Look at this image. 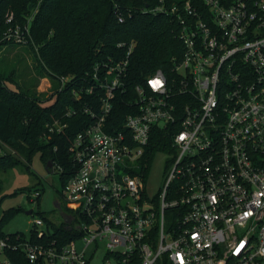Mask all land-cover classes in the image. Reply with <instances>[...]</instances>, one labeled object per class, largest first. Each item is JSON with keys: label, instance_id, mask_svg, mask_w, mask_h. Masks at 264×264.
Wrapping results in <instances>:
<instances>
[{"label": "built area", "instance_id": "obj_1", "mask_svg": "<svg viewBox=\"0 0 264 264\" xmlns=\"http://www.w3.org/2000/svg\"><path fill=\"white\" fill-rule=\"evenodd\" d=\"M203 2L144 8L176 15L184 51L172 71L158 68L135 86L138 109L122 126L109 118L136 40L123 58L109 56L80 77L57 76L58 90L70 87L77 101L65 117H91L69 145L77 169L62 196L71 237H48L44 217L36 216L39 240L0 233V264H14L10 251L24 252L31 264H94L100 249L95 264H264V0ZM31 20L16 22L10 13L2 40L38 51ZM67 125L55 118L48 128ZM157 129L170 135L173 157L151 197L145 155ZM41 194L38 188L29 199Z\"/></svg>", "mask_w": 264, "mask_h": 264}, {"label": "trees", "instance_id": "obj_2", "mask_svg": "<svg viewBox=\"0 0 264 264\" xmlns=\"http://www.w3.org/2000/svg\"><path fill=\"white\" fill-rule=\"evenodd\" d=\"M184 1L165 0L168 6ZM192 1L205 7L203 0ZM115 2L0 0V50L3 45L15 44L2 40L3 32L9 26L7 16L13 13L16 22L22 23L32 15V34L39 47L38 51L33 45L27 47L35 56L39 75L50 77L53 89L51 95L43 98L44 93L38 91L37 83L18 82L14 78V70L8 72L0 67V147L5 150L0 154V174L21 163L29 167L37 152L41 153L46 166L49 161H53L54 168L60 173L62 185L76 171L77 165L72 160L69 145L73 137L90 122L91 117L84 113L65 117L67 109L77 104V101L73 99L70 87L58 90V75L74 73L80 77L91 71L98 61L108 59L109 56L123 58L128 43L136 40L124 78V90L117 91L109 118L114 128L122 126L127 114L137 111L135 86L145 84L147 77L158 68L172 71L174 58L182 57L184 46L176 32L179 23L176 15L144 10L147 4L150 7L156 6L160 0H117L120 10L126 15L123 22L117 16ZM121 41L127 44L118 46ZM12 81L17 83L15 88L8 84ZM49 99L54 101L46 103ZM89 100V96H83V102ZM55 118L68 122L65 130L49 131L48 123ZM170 142L168 133L154 130L145 157L149 160L155 148L170 150ZM5 145L14 152L6 150ZM2 186L3 179L0 177V189ZM36 189L38 187L30 189V192ZM42 194L37 197V201L41 200ZM21 209L10 207L4 211L0 220L1 234L6 233L2 229L3 224ZM63 211L70 213L71 210L65 204ZM44 219L45 228L49 231L48 237L58 236L64 242L70 239L71 229L66 221L55 226L47 217ZM18 232L31 234L33 240H39L33 228L29 233ZM10 234L14 235L15 232ZM8 255L14 264H31L22 251H10Z\"/></svg>", "mask_w": 264, "mask_h": 264}, {"label": "rangeland", "instance_id": "obj_3", "mask_svg": "<svg viewBox=\"0 0 264 264\" xmlns=\"http://www.w3.org/2000/svg\"><path fill=\"white\" fill-rule=\"evenodd\" d=\"M0 67L8 72L14 70L16 72L14 78L18 82L37 83L38 91L44 93L43 98L53 92L50 87L52 84L50 77L39 75L35 56L26 45H3L0 50ZM8 84L13 88L17 85L14 81L8 82ZM53 101L54 99H49L46 103ZM172 157L171 150L161 147L153 149L145 174V189L149 196H156L159 192ZM23 162L25 161L23 160ZM51 162L49 170L41 153L37 152L29 167L25 163H21L0 174L3 179V186L0 189V220L6 209L10 207L22 208L12 219L3 224L4 231L29 233L33 227L34 217L39 215L47 217L55 226H59L64 221L60 213L66 204L61 195L63 185L59 171L54 168L53 161ZM35 187L40 188L43 192L41 200L37 202L29 199L30 189ZM57 202L62 205V209L57 207ZM28 209H34L33 214H28ZM103 257L104 250L100 249L93 258V263L101 262Z\"/></svg>", "mask_w": 264, "mask_h": 264}, {"label": "water", "instance_id": "obj_4", "mask_svg": "<svg viewBox=\"0 0 264 264\" xmlns=\"http://www.w3.org/2000/svg\"><path fill=\"white\" fill-rule=\"evenodd\" d=\"M148 5H149V4H147V6H148ZM51 165H52V162L49 161L48 164H47V168H48L49 166H51ZM57 207H58L59 209H62V206H61V204H60L59 202H57ZM27 213H28V214H32V213H33V209H28V210H27ZM61 215H62L64 221H66V222H71V221H72V216H71L70 214H68L67 212L62 211V212H61Z\"/></svg>", "mask_w": 264, "mask_h": 264}, {"label": "flooded vegetation", "instance_id": "obj_5", "mask_svg": "<svg viewBox=\"0 0 264 264\" xmlns=\"http://www.w3.org/2000/svg\"><path fill=\"white\" fill-rule=\"evenodd\" d=\"M63 211V209L60 211V213Z\"/></svg>", "mask_w": 264, "mask_h": 264}]
</instances>
